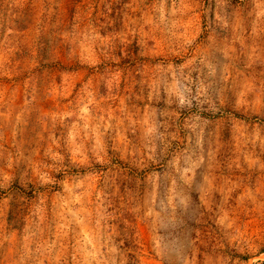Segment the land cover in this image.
<instances>
[{
    "label": "rangeland",
    "instance_id": "374dc122",
    "mask_svg": "<svg viewBox=\"0 0 264 264\" xmlns=\"http://www.w3.org/2000/svg\"><path fill=\"white\" fill-rule=\"evenodd\" d=\"M0 264H264V0H0Z\"/></svg>",
    "mask_w": 264,
    "mask_h": 264
},
{
    "label": "bare ground",
    "instance_id": "6f19581e",
    "mask_svg": "<svg viewBox=\"0 0 264 264\" xmlns=\"http://www.w3.org/2000/svg\"><path fill=\"white\" fill-rule=\"evenodd\" d=\"M180 221H181V220H180ZM180 221H179V222H180ZM177 222H178V220H177Z\"/></svg>",
    "mask_w": 264,
    "mask_h": 264
}]
</instances>
